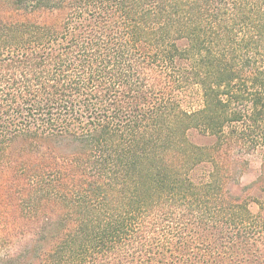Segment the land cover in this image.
<instances>
[{"label":"trees","instance_id":"1","mask_svg":"<svg viewBox=\"0 0 264 264\" xmlns=\"http://www.w3.org/2000/svg\"><path fill=\"white\" fill-rule=\"evenodd\" d=\"M0 264H264V0H0Z\"/></svg>","mask_w":264,"mask_h":264},{"label":"rangeland","instance_id":"2","mask_svg":"<svg viewBox=\"0 0 264 264\" xmlns=\"http://www.w3.org/2000/svg\"><path fill=\"white\" fill-rule=\"evenodd\" d=\"M190 138L195 143H205V142H207V139L201 138V137H199L198 135H195V134H192L190 136ZM257 171H258L257 164H251L250 167L247 170V173L242 178V180L240 182V185L241 186H245V185L249 184L250 182H252L254 180V178L256 177V175H257ZM234 190H237V189H234ZM253 209L256 210L254 207H253Z\"/></svg>","mask_w":264,"mask_h":264}]
</instances>
